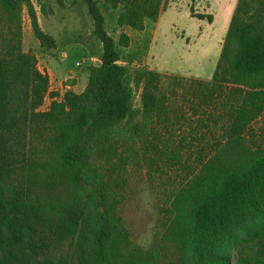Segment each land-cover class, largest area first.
I'll return each instance as SVG.
<instances>
[{
    "label": "trees",
    "instance_id": "1",
    "mask_svg": "<svg viewBox=\"0 0 264 264\" xmlns=\"http://www.w3.org/2000/svg\"><path fill=\"white\" fill-rule=\"evenodd\" d=\"M83 1L103 45L101 65L83 92L68 90L42 113L49 79L23 50L24 9L44 50L55 39L40 29L31 0H0V264H164L172 250L182 264H264V134L252 130L264 116V0H238L211 81L121 66L97 0ZM166 1L103 5L119 27L141 31ZM133 84H143L139 109ZM178 96L219 113L214 142L202 138L209 151L173 192L160 243L134 247L96 155L111 142L172 135L182 120L170 108Z\"/></svg>",
    "mask_w": 264,
    "mask_h": 264
},
{
    "label": "rangeland",
    "instance_id": "2",
    "mask_svg": "<svg viewBox=\"0 0 264 264\" xmlns=\"http://www.w3.org/2000/svg\"><path fill=\"white\" fill-rule=\"evenodd\" d=\"M97 2L106 18V30L118 45L121 66L211 81L238 0H167L159 19L147 21L141 31L119 27L114 12L104 7L103 0ZM31 6L40 29L56 42L55 48L43 49L34 34L30 9L25 8L23 50L35 54L37 69L49 79L44 101L36 110L44 113L54 102H61L68 90H85L91 68L101 65L103 45L94 35V23L83 0H64L63 6L57 0H31ZM198 14L211 15L213 20H200ZM122 36L128 39L127 46L122 44ZM132 87L139 109L143 84ZM170 108L174 116L182 118L172 135L162 129L150 134L146 144L123 146L111 142L96 155L134 247L149 249L160 243L170 222L167 209L173 192L195 169L202 149L209 151L202 138L214 142V121L219 114L215 115V109L205 112L195 104L184 103L179 96ZM252 126L257 137L264 134V116ZM183 138L187 139L186 147L178 152ZM177 256L175 250L167 251L164 264H182L175 260Z\"/></svg>",
    "mask_w": 264,
    "mask_h": 264
},
{
    "label": "water",
    "instance_id": "3",
    "mask_svg": "<svg viewBox=\"0 0 264 264\" xmlns=\"http://www.w3.org/2000/svg\"><path fill=\"white\" fill-rule=\"evenodd\" d=\"M69 83H73V81H72V80H70V81H69Z\"/></svg>",
    "mask_w": 264,
    "mask_h": 264
}]
</instances>
